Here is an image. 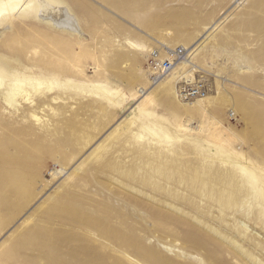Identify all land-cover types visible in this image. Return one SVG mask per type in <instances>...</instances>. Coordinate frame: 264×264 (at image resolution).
Returning a JSON list of instances; mask_svg holds the SVG:
<instances>
[{
    "label": "rangeland",
    "instance_id": "374dc122",
    "mask_svg": "<svg viewBox=\"0 0 264 264\" xmlns=\"http://www.w3.org/2000/svg\"><path fill=\"white\" fill-rule=\"evenodd\" d=\"M39 1L0 10V264H264V0Z\"/></svg>",
    "mask_w": 264,
    "mask_h": 264
},
{
    "label": "built area",
    "instance_id": "2783aa9c",
    "mask_svg": "<svg viewBox=\"0 0 264 264\" xmlns=\"http://www.w3.org/2000/svg\"><path fill=\"white\" fill-rule=\"evenodd\" d=\"M187 49L177 47L170 51L159 50L153 51L149 58V70L153 74L154 79H163L168 76L177 65L187 58ZM178 94L180 97L189 100L200 95L204 90V86L196 85L195 87L178 83Z\"/></svg>",
    "mask_w": 264,
    "mask_h": 264
},
{
    "label": "bare ground",
    "instance_id": "6f19581e",
    "mask_svg": "<svg viewBox=\"0 0 264 264\" xmlns=\"http://www.w3.org/2000/svg\"><path fill=\"white\" fill-rule=\"evenodd\" d=\"M39 2H40V4H39L40 6L38 5L39 10H40L39 12H40L42 18H44L46 20H50L54 24L61 26L62 28L69 30V31H71V30L72 31H78L79 30V25H78L77 20L72 15L73 13L70 11V9L68 10L67 6L61 5V7H59V8H56V7L54 8L53 6H50L49 4H45L43 2V0L39 1ZM49 3H51V2H49ZM24 4H26L25 0H0V10L1 11L6 10L5 13H7V10H8V12L9 11L14 12V11L20 9V7H22V5H24ZM26 6L29 7V4H26ZM13 14H15V13H13ZM183 48H185V47H183ZM172 49H174V48L164 47L163 50L170 51ZM156 50L157 49H154L153 51H156ZM159 50H162V49H159ZM190 52H191V49L187 48V54L188 55H187V58L182 63L188 61V57H189ZM179 65H177L175 67V69L170 74H172ZM150 76H151L153 83H159L161 80L164 79V78L163 79H154L151 71H150Z\"/></svg>",
    "mask_w": 264,
    "mask_h": 264
}]
</instances>
